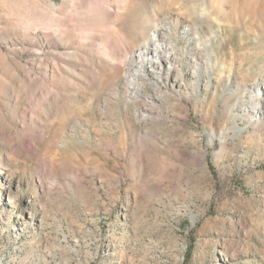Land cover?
Wrapping results in <instances>:
<instances>
[{"label":"rangeland","instance_id":"obj_1","mask_svg":"<svg viewBox=\"0 0 264 264\" xmlns=\"http://www.w3.org/2000/svg\"><path fill=\"white\" fill-rule=\"evenodd\" d=\"M0 264H264V0H0Z\"/></svg>","mask_w":264,"mask_h":264},{"label":"bare ground","instance_id":"obj_2","mask_svg":"<svg viewBox=\"0 0 264 264\" xmlns=\"http://www.w3.org/2000/svg\"><path fill=\"white\" fill-rule=\"evenodd\" d=\"M163 48L164 46L158 44L157 39H154V49L152 50L150 49V42H144L141 49L138 50L134 55V57L136 58V65H130L128 76L132 80L137 79V77H139L141 73L145 72L144 67L147 63H149L151 67L153 65H161V49ZM131 72L133 73L131 74Z\"/></svg>","mask_w":264,"mask_h":264}]
</instances>
